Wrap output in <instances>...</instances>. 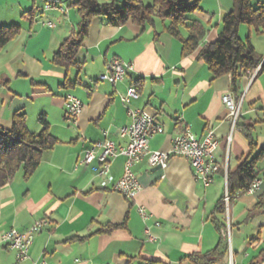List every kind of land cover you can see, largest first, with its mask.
<instances>
[{"label":"crops","instance_id":"0c3cea01","mask_svg":"<svg viewBox=\"0 0 264 264\" xmlns=\"http://www.w3.org/2000/svg\"><path fill=\"white\" fill-rule=\"evenodd\" d=\"M34 1L0 0V27L17 24L21 28L0 51V125L9 128L17 110L26 115L37 103L57 144L43 152L28 181L19 171L0 189V232H24L42 219L48 226L34 236L24 262H17L15 254L0 244V264H32L36 259L48 264H197L190 257L204 255L220 238L225 240L228 225L234 264H263L264 214L255 205L264 197V178L259 179L254 195L235 198L229 214L216 216L224 224L219 232L213 223L216 204L227 192L228 174L250 153L245 131L251 130L253 154L264 146V73L257 69L242 79L236 102L230 76L212 79L197 59L201 48L217 39L222 18L232 9L231 0L201 1V11L189 19L204 28L205 36L198 49L185 57L179 40L166 32L167 21L155 20L154 28L141 30L130 22L112 27L95 19L78 54L77 60L83 63L80 72L51 63L80 22L77 14L78 20L73 21L68 14L72 0L66 1L68 24H53L52 29L47 27L51 21H42L43 14L58 12L44 11ZM242 31L240 27V38ZM181 35L186 37L187 31L181 30ZM259 52L264 60V42ZM112 59L133 68L114 86L97 80ZM65 79L78 84L65 89ZM129 86L139 95L129 107L146 111L163 129L150 139V151H169L173 138L186 128L200 141L212 131L218 141L214 155L219 171L207 187L194 178L185 158L171 157L158 170L149 168L143 159L133 166L141 190L128 200L112 189L124 172V156L110 161L112 181L106 187L100 186L102 177L93 170L97 163L81 164L84 150L105 138L116 148L126 146L118 130L129 124L120 101ZM68 94L84 106L74 122L64 119L63 99ZM227 94L240 103L241 116L234 127L221 101ZM51 108L57 117L50 124ZM26 122L29 127L27 115ZM259 166L264 169V162ZM139 208L145 209L147 220L141 219ZM106 225L117 228L98 234ZM147 232L153 242L147 240ZM227 258L217 264H227Z\"/></svg>","mask_w":264,"mask_h":264},{"label":"trees","instance_id":"16d2710c","mask_svg":"<svg viewBox=\"0 0 264 264\" xmlns=\"http://www.w3.org/2000/svg\"><path fill=\"white\" fill-rule=\"evenodd\" d=\"M202 0H150L147 6L141 1H125L119 7L115 0H72L70 8L75 9L80 22L68 38L63 41L51 58V63L65 71L82 70L83 63L77 56L83 47L88 35L89 25L95 20H104L108 26L121 27L130 22L132 25L145 30L154 28L155 20L167 21L165 30L168 34L179 40L181 56L193 54L205 36L204 28L196 21L189 19L194 13L200 12L199 5ZM231 11L224 15L221 22V32L217 39L201 48L197 59L203 62L212 79L230 76L231 90L235 94V101H240V84L243 78H250L257 69L264 73L263 57L257 54L247 37L242 41L239 29L246 25L253 29L258 36L264 35V2L251 0H232ZM17 24L0 27V51L11 42L19 33ZM181 30L187 31L182 37ZM77 81L65 79L62 87L69 89L75 87ZM41 130L34 133L28 129L26 115L16 111L11 118V126L3 128L0 125V189L12 182L16 174L22 172V178L28 181L40 165L44 151L51 150L57 144L56 138L50 133V127L45 117L38 118ZM249 143L250 153L232 174L227 176V196L229 202L247 194L251 182L264 178V169L259 164L264 162V146L253 154L255 143L251 137V130L245 131ZM224 196L217 202L213 223L219 232L224 224L216 218L225 214ZM255 210L264 214V197L255 205ZM117 226L106 225L101 227L98 234H108ZM258 239V238H257ZM228 254V245L220 238L218 244L208 253L200 256H191L197 264H217ZM262 262L264 250H262ZM144 264H157L147 262Z\"/></svg>","mask_w":264,"mask_h":264},{"label":"built area","instance_id":"2783aa9c","mask_svg":"<svg viewBox=\"0 0 264 264\" xmlns=\"http://www.w3.org/2000/svg\"><path fill=\"white\" fill-rule=\"evenodd\" d=\"M27 1V0H26ZM43 2V10H55L61 15L67 14V0H39ZM47 27L52 29L54 25L47 23ZM133 68L130 64L122 63L118 59H112L107 63L105 72L97 77L100 82H107L114 86L124 80L128 71ZM139 97L135 87L129 86L126 95L120 98L121 103L126 107L129 124L125 128L118 130V136L126 139L127 144L124 148H116L114 143L104 139L99 143H93L90 148L85 149L81 158V164L87 166L97 163L94 172L102 177L100 186L106 187L111 183L112 178L109 175L110 161L118 156H124L125 162L121 178L114 183L112 189L118 192L125 199L132 200L141 190V186L133 172L134 164L145 159L149 168H165L171 157L185 158L191 167L194 178L207 187L213 180L214 175L219 171V165L215 161V150L218 141L214 139L212 131H208L205 137L200 141L190 132L188 128L181 135L173 138L171 148L167 152L150 151L149 141L152 137L163 133L160 125L155 123L154 117L144 110L133 109L129 107L131 100ZM221 101L228 112L232 126L234 127L241 116L240 103L233 101L230 95H223ZM64 119L74 122L82 111L83 103L73 95H66L63 99ZM260 187L259 179L251 182L246 193L254 195ZM225 211L229 208V198L227 192L224 195ZM142 220H147L149 215L144 208L138 209ZM48 226L45 219L34 222L26 231L20 232L16 229H10L0 232V244L5 245L15 254L17 262H24L29 258V249L34 236ZM230 226L223 233V238L228 245L227 264H234L232 252L230 250ZM262 243L264 246V232ZM147 240L153 242L155 239L147 232ZM32 264H48L46 260L39 259ZM264 264V261H263Z\"/></svg>","mask_w":264,"mask_h":264},{"label":"rangeland","instance_id":"374dc122","mask_svg":"<svg viewBox=\"0 0 264 264\" xmlns=\"http://www.w3.org/2000/svg\"><path fill=\"white\" fill-rule=\"evenodd\" d=\"M98 1L101 3V2H104L105 0H98ZM125 1H130V0H115V6L119 7ZM133 1H141L146 6H147V4H151L150 0H133ZM29 2L32 3V1H29ZM231 2H232V0H231ZM251 2H252V4H255L257 2V0H251ZM66 3H65V6H66ZM34 4H35L36 7H40V8L43 7V2L42 1L36 0V1H34ZM68 14L71 15V17H72L71 21H73V19L78 20V17L76 15L77 13L75 12L74 9L70 8ZM47 20L51 21V23L56 25V26L58 25V23H60V24H62V23L68 24L66 15H60L58 13H54V14L53 13H44L42 21H47ZM72 23H74V22H72ZM241 28H243V30H244V32L242 31L241 34H240V36L242 37L241 40L245 41L246 38L248 37L250 43L252 44V46H253V48L255 50V52L259 54L260 53L259 51L262 50V47H263V42H264V38L262 37L263 35H261V36L256 35L254 33L253 29L249 28L246 25H242ZM75 31H76V29H75ZM78 58H79V55L77 56V59ZM22 97H23L24 100H26L25 96H22ZM51 110H52V112H51V115L49 116V123L50 124L57 117V111L54 108H51ZM26 111H27L26 115H27L28 122H29L28 123V125H29L28 129L31 131V133L32 132L38 133L41 130V126H40V124L38 122V118L41 115H43L42 114L43 112H41V111L38 112L39 111V105L37 103H34L33 106H31V108L29 107ZM52 130H55L54 126L52 127ZM229 208H228V211L226 212V214H229ZM227 217H228V215H227ZM226 221H227V218H226ZM229 233H230V231H229Z\"/></svg>","mask_w":264,"mask_h":264},{"label":"water","instance_id":"95a60500","mask_svg":"<svg viewBox=\"0 0 264 264\" xmlns=\"http://www.w3.org/2000/svg\"><path fill=\"white\" fill-rule=\"evenodd\" d=\"M158 169H160V167L158 166L153 168V170H158Z\"/></svg>","mask_w":264,"mask_h":264}]
</instances>
